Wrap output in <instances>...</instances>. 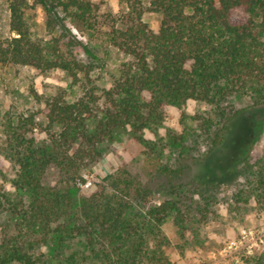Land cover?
Instances as JSON below:
<instances>
[{"label": "trees", "instance_id": "16d2710c", "mask_svg": "<svg viewBox=\"0 0 264 264\" xmlns=\"http://www.w3.org/2000/svg\"><path fill=\"white\" fill-rule=\"evenodd\" d=\"M1 1L6 4L8 28L0 36V65L26 67L38 74L59 70L84 92L74 101L62 94L53 96L42 112L2 114L4 148L17 169L14 186L28 200L13 202L0 189V213L15 219L0 232V264H48L40 248L51 244L56 234L62 242L68 235L85 236L90 247L97 246L100 264H154L162 259L161 245L154 249V257L146 247L148 237L157 236L168 217L179 220L181 193L206 200L207 188L238 177L245 190L251 188L254 197L264 199V158L257 166H246L252 168L250 184L245 167L220 177L206 161L239 128L245 131L244 142L255 141L263 128L264 63L259 53L264 47V0H151L163 15L157 32L143 22L140 0H128L126 10L117 14L102 12L92 0ZM37 12L41 30L34 20ZM102 45L132 56L134 63L112 88L98 94L93 73L102 60ZM239 93L254 99L252 108L227 110L223 102ZM102 97L108 104L100 112L101 130L90 133L88 122ZM179 100L203 102L215 111L200 118L206 131L203 156L192 163L186 161L188 156H180L151 180L116 168L91 192L76 195L75 183L98 153L100 134L122 119L140 127L146 114ZM251 109L259 122L246 116ZM35 130L47 134L43 144L34 137ZM51 167L62 177L58 185L42 181ZM193 168L202 172L192 176ZM163 190L178 200L150 205L144 224L128 221L134 201ZM58 256L53 264L82 263L74 256ZM245 264H264V252L247 256Z\"/></svg>", "mask_w": 264, "mask_h": 264}, {"label": "rangeland", "instance_id": "374dc122", "mask_svg": "<svg viewBox=\"0 0 264 264\" xmlns=\"http://www.w3.org/2000/svg\"><path fill=\"white\" fill-rule=\"evenodd\" d=\"M102 12L117 14L125 11L128 0H92ZM130 1V0H129ZM144 7L142 20L150 29L157 32L163 18L162 12L151 5V0H140ZM8 12L5 2L0 0V36L7 32ZM37 29L41 30L42 20L39 12L34 17ZM264 43V38H263ZM101 61L93 73V84L96 93L103 94L112 88L124 71L134 63L132 56L126 55L112 46L102 45L99 48ZM260 59L264 63V47L260 51ZM84 89L73 84L64 72L59 70L47 74H38L26 67L0 65V189L13 202L28 197L21 194L14 186L16 167L4 148V136L1 117L4 112L25 113L42 112L46 101L58 94L74 101L83 95ZM254 99L246 94H234L223 104L227 110H249ZM108 101L101 98L96 107L95 117L88 122L90 133L100 132L102 109ZM95 108V107H94ZM213 108L203 102L179 100L175 104H165L152 114H146L144 124L133 123L132 120H120L116 127L108 129V133L100 134L101 142L96 143L95 158L80 171L75 183L76 195L91 192L94 184L116 168H127L134 174H141L148 180L156 177L164 165L173 166L180 156H188L187 162L199 158L206 152L204 140L206 131L200 126V118L213 115ZM253 117L252 122H259L255 111L251 109L246 116ZM42 120L43 115H38ZM264 119V118H263ZM38 143L43 144L48 136L45 132H33ZM255 141L244 142L245 131L239 128L232 137L227 138L221 151L213 154L206 161L220 177L231 174L232 168L240 169L255 165L264 158V124L262 130L255 135ZM245 149L240 153L239 149ZM239 155V157H237ZM237 157V159H236ZM235 165V167H233ZM202 172V168L192 169V176ZM252 168H246L245 174L250 180ZM150 179V180H151ZM43 183L49 186L62 182L59 171L51 167L43 176ZM246 181V179H245ZM242 178L218 187L207 188L210 198L191 199L189 193L180 197L179 211L182 216L178 221L172 216L160 226V232L149 235L148 248L150 254L154 249H161L162 259L154 264H245L247 256L264 252V199L254 197L252 189L243 188ZM197 187V186H196ZM244 190L236 195L237 189ZM177 201V196L166 190L133 202L126 218L134 224L146 223L147 209L150 205H159L161 201ZM15 219L7 213H0V232L10 228ZM245 232V233H244ZM56 234L51 244L40 248L48 264H53L61 254L62 258L74 256L81 264H100L94 248L90 247L85 236L68 235L61 241ZM61 241V243H60ZM262 241V242H261Z\"/></svg>", "mask_w": 264, "mask_h": 264}, {"label": "built area", "instance_id": "2783aa9c", "mask_svg": "<svg viewBox=\"0 0 264 264\" xmlns=\"http://www.w3.org/2000/svg\"><path fill=\"white\" fill-rule=\"evenodd\" d=\"M245 233V232H244ZM262 242V241H261Z\"/></svg>", "mask_w": 264, "mask_h": 264}]
</instances>
